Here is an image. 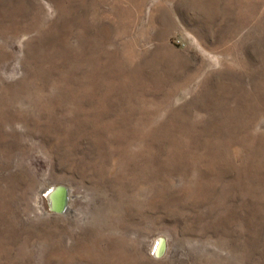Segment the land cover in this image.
Wrapping results in <instances>:
<instances>
[{
    "label": "rangeland",
    "instance_id": "374dc122",
    "mask_svg": "<svg viewBox=\"0 0 264 264\" xmlns=\"http://www.w3.org/2000/svg\"><path fill=\"white\" fill-rule=\"evenodd\" d=\"M0 264H264V0H0Z\"/></svg>",
    "mask_w": 264,
    "mask_h": 264
},
{
    "label": "bare ground",
    "instance_id": "6f19581e",
    "mask_svg": "<svg viewBox=\"0 0 264 264\" xmlns=\"http://www.w3.org/2000/svg\"><path fill=\"white\" fill-rule=\"evenodd\" d=\"M63 192H64L63 187H54V188H51L50 190H48L46 193L50 205L53 206V208L56 209V211L62 209L59 212L63 211L64 209L65 210L67 209V205L63 208V206H64L63 201L65 198V195ZM62 193H63V196L61 197ZM162 241H160L155 248V253L157 255L158 254L160 255L162 252V244H163Z\"/></svg>",
    "mask_w": 264,
    "mask_h": 264
},
{
    "label": "water",
    "instance_id": "95a60500",
    "mask_svg": "<svg viewBox=\"0 0 264 264\" xmlns=\"http://www.w3.org/2000/svg\"><path fill=\"white\" fill-rule=\"evenodd\" d=\"M63 189H64V195H65V198H64V201H63V203H64V206H63V208L66 206V193H67V189L65 188V187H63ZM63 193L61 194V197L63 196ZM56 210V209H55ZM60 210H62V209H60ZM60 210H58V211H60ZM163 240V239H162ZM163 242V244H162V252H161V254L163 253V251H164V241H162ZM160 254V255H161Z\"/></svg>",
    "mask_w": 264,
    "mask_h": 264
},
{
    "label": "built area",
    "instance_id": "2783aa9c",
    "mask_svg": "<svg viewBox=\"0 0 264 264\" xmlns=\"http://www.w3.org/2000/svg\"><path fill=\"white\" fill-rule=\"evenodd\" d=\"M53 207V206H52Z\"/></svg>",
    "mask_w": 264,
    "mask_h": 264
}]
</instances>
